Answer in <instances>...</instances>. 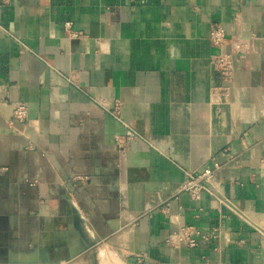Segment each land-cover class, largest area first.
<instances>
[{
    "label": "crops",
    "instance_id": "1",
    "mask_svg": "<svg viewBox=\"0 0 264 264\" xmlns=\"http://www.w3.org/2000/svg\"><path fill=\"white\" fill-rule=\"evenodd\" d=\"M0 264H264V0H0Z\"/></svg>",
    "mask_w": 264,
    "mask_h": 264
},
{
    "label": "built area",
    "instance_id": "2",
    "mask_svg": "<svg viewBox=\"0 0 264 264\" xmlns=\"http://www.w3.org/2000/svg\"><path fill=\"white\" fill-rule=\"evenodd\" d=\"M69 24L65 25V29L68 30ZM70 36L75 37L74 33H70ZM210 43L218 49V52L212 56L211 65L213 70L219 73L221 77V85L215 88L219 93L226 95L229 91V84L231 83L233 76V65H232V54L239 53L241 51V45L239 43H231L229 46L234 48V53H223L222 48L226 46L227 39L225 38L222 28L219 26L214 27V29L209 34ZM28 122V109L22 104H15L12 109L11 118L9 123L24 124ZM129 137H138L137 133L128 128ZM28 149L32 150V145L28 146ZM220 169V166L216 163L213 164L212 168H205L201 172H193L185 174V181L181 185L180 190L182 192H187L193 199H195L201 192H205L208 195L214 197L220 206L229 207L226 200L219 196L218 192L213 191L212 187V177ZM189 229H181L174 237L176 243L181 246L188 248L195 247L197 241L192 238V235L188 232ZM174 241H171L173 243ZM170 243V241H167Z\"/></svg>",
    "mask_w": 264,
    "mask_h": 264
}]
</instances>
